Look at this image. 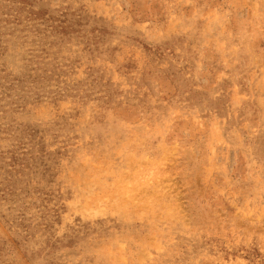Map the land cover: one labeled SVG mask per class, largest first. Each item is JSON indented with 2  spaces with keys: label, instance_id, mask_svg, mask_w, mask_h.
<instances>
[{
  "label": "rangeland",
  "instance_id": "obj_1",
  "mask_svg": "<svg viewBox=\"0 0 264 264\" xmlns=\"http://www.w3.org/2000/svg\"><path fill=\"white\" fill-rule=\"evenodd\" d=\"M0 264H264V0H0Z\"/></svg>",
  "mask_w": 264,
  "mask_h": 264
}]
</instances>
